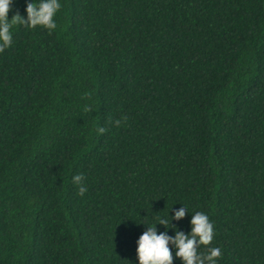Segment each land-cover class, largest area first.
<instances>
[{
	"label": "trees",
	"instance_id": "16d2710c",
	"mask_svg": "<svg viewBox=\"0 0 264 264\" xmlns=\"http://www.w3.org/2000/svg\"><path fill=\"white\" fill-rule=\"evenodd\" d=\"M60 3L0 50V264H137L182 203L264 264V0Z\"/></svg>",
	"mask_w": 264,
	"mask_h": 264
},
{
	"label": "clouds",
	"instance_id": "9594fccd",
	"mask_svg": "<svg viewBox=\"0 0 264 264\" xmlns=\"http://www.w3.org/2000/svg\"><path fill=\"white\" fill-rule=\"evenodd\" d=\"M11 4L12 0H0V50L11 44V29L17 22L29 28L39 25L48 30L55 29V16L61 7L60 0H26V16L16 13L9 17ZM114 123L118 126L120 120L117 119ZM104 131L103 127L96 129L97 133ZM83 180V173H76L71 177L72 183L77 185L78 195L87 191ZM186 211H189L188 206L182 203L180 208L169 215L170 220L160 217L154 223H147L136 241L137 264H173L174 257H179L182 264H217V258L222 253L218 246L210 243L214 238V226L206 212L189 211L191 227L188 232L179 230L172 224L173 219L184 217ZM157 223L163 224L165 231H158ZM169 228L175 229L174 234H168ZM201 245L205 246L204 251L200 250Z\"/></svg>",
	"mask_w": 264,
	"mask_h": 264
}]
</instances>
